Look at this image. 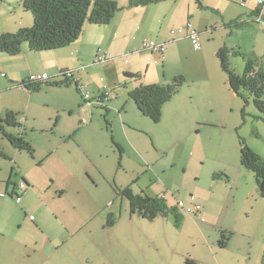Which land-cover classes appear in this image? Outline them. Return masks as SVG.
<instances>
[{"label": "rangeland", "instance_id": "1", "mask_svg": "<svg viewBox=\"0 0 264 264\" xmlns=\"http://www.w3.org/2000/svg\"><path fill=\"white\" fill-rule=\"evenodd\" d=\"M178 1L146 8L147 16H154L147 39L167 43L170 53L148 81L156 77L159 85H168L176 77L184 79L159 123L141 116L129 98L144 80H127L124 61L115 68L105 67L111 59L83 64L88 76L82 84L94 103L89 107L73 84H42L39 91L24 93L4 78L19 82L45 72L48 82L64 80L60 70L66 68L46 69L53 52H30L24 44L17 57L0 54V116L7 110L17 113L22 127L5 130L21 134L33 148L31 158L0 134L5 155L0 157V251L19 255L18 264H38L27 241H43L49 227H57L56 236L65 230L74 234L51 264H63L68 250L83 259L67 255L70 264H89L85 257L92 264H264V201L254 175L240 165L239 146L241 138L264 161V117L250 98L242 116L243 102L216 57L227 49L229 69L239 77L249 60L264 69V22L247 14L256 0H245V7L240 0H199L201 8L196 0ZM21 2H0V35L32 26ZM114 2L128 5L127 0ZM187 22L199 32V51L184 37ZM104 87L110 96L104 106L95 104ZM23 178L31 184L26 192L33 190L26 199L25 189H18ZM15 187L20 204L3 195ZM125 188L134 196L144 192L164 198L183 217L179 227L173 215L147 221L131 213L129 201L121 197ZM196 200L205 211L199 219L177 206ZM222 232L229 235L225 248L218 244Z\"/></svg>", "mask_w": 264, "mask_h": 264}, {"label": "trees", "instance_id": "2", "mask_svg": "<svg viewBox=\"0 0 264 264\" xmlns=\"http://www.w3.org/2000/svg\"><path fill=\"white\" fill-rule=\"evenodd\" d=\"M161 1L164 0H128L127 6L134 9L155 5ZM21 4L23 10L32 15L33 24L30 28H22L15 33L0 35V54L9 57L20 55L24 44H27L30 52H47L68 47L79 39L86 24L108 25L115 15L122 10L116 2L109 0H95L93 2L89 0H22ZM196 4L200 8L202 7L199 0H196ZM262 21L264 22V13ZM234 24L240 25L241 23ZM228 55L229 51L225 48L216 53L220 67L227 75L230 89L243 102L242 116L245 114L244 109L248 106V99L250 98L254 108L264 117V69L255 68L249 60L246 62L244 74L239 77L229 69ZM124 76L133 80L139 78V75L129 73H124ZM183 82L182 77H176L168 85H139L131 90L128 96L134 102L141 116L154 123H159L162 107L177 94ZM11 84L13 85V83ZM42 84L56 87H69L73 84L80 93L77 83H74L71 78L58 82L46 81L35 84L30 83L28 78V81L18 82L15 87H24L28 92H37ZM17 117V113L11 110H7L4 117L0 116V134L15 150L18 152L25 151L33 158V148L25 142L22 135L11 134L5 130V128L20 129L22 127ZM239 146L240 165L254 175L259 196L264 201V161L254 154L241 138H239ZM0 157L5 158L1 150ZM23 183L26 184L24 180ZM120 192L129 201L131 213L137 214L147 221L173 215L174 225L179 227L182 216L177 212V209L166 206L165 201L150 198L144 192L134 196L128 188ZM113 224L114 221L109 216L107 225L112 226ZM228 236L225 232L221 233V240L218 242L220 248L226 247ZM184 264L194 263L187 260Z\"/></svg>", "mask_w": 264, "mask_h": 264}, {"label": "crops", "instance_id": "3", "mask_svg": "<svg viewBox=\"0 0 264 264\" xmlns=\"http://www.w3.org/2000/svg\"><path fill=\"white\" fill-rule=\"evenodd\" d=\"M3 1L12 2L14 0H0V2H3ZM89 1L93 2L95 0H89ZM114 1H118L121 3L123 0H114ZM165 1H168V0L161 1L158 4L165 2ZM169 1H173L175 2V4H179L178 0H169ZM176 1H178V3ZM240 1H243L244 3L245 0H240ZM258 1L259 0H256L253 3V5L249 8V12L247 14L249 17H256L255 19L256 22H261L262 16L264 13V2H262V5H259ZM122 5H125V4H122ZM148 7L150 6L130 9L127 6H123L122 8L123 10L120 13L116 14L114 19L108 25L98 26V25L86 24L81 36L76 42L62 49L47 51V52H53L55 54V57L52 58L48 62V65L50 66L46 69H49V70L57 69V68H53V65H57L58 68H61V67L66 68L67 70L71 69L70 71H73V79L78 81V84L83 85L82 83L85 80V76H88L86 73H84L85 75H83V72L86 71V68H88L87 66L86 67L84 66L85 65H88L89 67L95 66L97 64L95 63L96 56L100 52V53H104L105 56H108L111 59L110 61H108V64L106 65L103 64L105 65V67L115 68V65L117 63L120 64L121 62L124 61L126 66L124 67L123 70H121L123 71V73L139 75L138 79H134V80L131 79L130 81H137V80L142 79V83L144 80V84H149V83L159 84L158 81H156L157 79L156 77H155V80H153L152 82H149L148 81L149 77L152 75V73H153V76L154 75L157 76L156 70H157L158 64L160 63L161 65L166 64L167 62L166 60L169 58L170 53L166 49L167 43L159 42V41H155V42L165 45V50L162 54L157 53L155 51H152V52H155V53H152L150 52L151 50L143 49L142 45L144 42L153 41L151 39H147L148 37H150V35L146 33V28L149 25V22H151L154 19L153 15L147 16L149 11L146 8ZM243 7H245V3ZM176 8L179 9V7H176ZM207 8L210 9L209 6ZM259 16L261 17V19H259ZM180 30H181L180 28L177 29V32L179 33ZM141 33H142V38H141ZM170 35H171L170 36L171 40L173 39L172 41L174 42L173 36L175 34L170 33ZM138 36L140 38L137 39ZM184 37L187 39L186 35ZM140 40L141 42H139ZM136 43H137V46H136ZM66 50H70V51L68 52ZM69 53L72 56L71 59L68 58ZM153 54H155V58H153ZM159 55H160V58H159ZM158 60H159V63H158ZM61 71H64V70H60V72ZM42 74H47V73L43 72ZM28 77L21 79L19 82L23 80L28 81ZM4 78L9 79L8 82L10 84L13 83L14 86L18 83V81L15 78H9V76H4ZM144 84H139V85H144ZM135 85L133 89L139 86V85L137 86ZM11 87H12V84H11ZM14 88L24 93H30L24 87H14ZM84 89L86 90L85 86H84ZM164 106L162 107V114H164L163 113V109L165 110ZM81 129L82 128H80L79 130ZM118 145L122 147V149H124V146H121L120 144ZM118 145L116 147L121 152V149ZM23 180L26 182L25 193H24L26 195L25 196V199H26L29 195L32 194L33 190L30 189L26 192L27 190L26 188L31 187V184L28 180L24 178ZM115 188L117 189L116 186ZM18 191L16 187L13 188L11 192H9V188H6L5 193H3V195L5 198L8 197V195H10V197H13V196L16 197L19 195ZM146 195L149 196L148 194ZM121 197L122 199L127 201V199L124 196H121ZM21 201L22 200H20L19 202L21 203ZM195 204L200 205L201 210L193 218L195 219L202 218L203 215L205 214V211L203 210V206L200 204L199 201L195 202ZM55 218L56 219H54V221H56L57 224H59V221H57L59 219L57 217ZM39 221L37 223H39ZM56 222H54L53 224H55ZM46 227H49V226L46 224ZM56 231H57V227H49L46 230V232L49 235L43 241L41 242L27 241L28 246L33 250V254L36 256V263L51 264L55 256L54 253L57 254L58 249L63 248V246L67 244L74 235L72 232H68L65 230V233H63L62 231L60 232L58 236H56ZM79 233L80 232H78V234ZM10 253H11L10 250L0 251V264H18L19 261L17 262V259L19 260V255L9 256ZM67 255L71 257V260H73L74 258L75 260H79V261L83 260L80 255H77L71 252L70 250H68L65 255L61 256L63 258V264H70V261H67L68 260ZM85 260L87 261V263L90 262L89 264H92L91 260L88 257H85Z\"/></svg>", "mask_w": 264, "mask_h": 264}, {"label": "built area", "instance_id": "4", "mask_svg": "<svg viewBox=\"0 0 264 264\" xmlns=\"http://www.w3.org/2000/svg\"><path fill=\"white\" fill-rule=\"evenodd\" d=\"M259 5H262L261 1H258ZM240 6L243 7L244 3L243 1L240 2ZM259 19H261V17L259 16ZM185 30L187 32L186 37L189 39L193 50L195 51H199L201 48L200 42H199V32L194 29L192 27V25L187 22ZM174 31L171 32V34H173ZM143 49H148V50H152L155 51L157 53L162 54L165 50V45L164 44H156L154 41H146L143 43ZM108 59H110L108 56H105L104 53H98L95 59V63L99 64V63H103L105 61H107ZM60 76L64 79L67 78H71L73 80L74 83L78 84V81H76L75 79H73V71L70 70H64L60 73ZM50 77L47 74H40V75H31L29 82L32 84L35 83H43L46 81H49ZM78 89L82 95L83 101L84 103L91 107L94 103H92V98L89 95V93H87L84 89L83 85L78 84ZM110 96V93L106 91L105 87H104V91L102 92V94L100 95V97L97 99V101L95 102V104H105V99L108 98ZM83 124H86V122L84 121ZM26 185L24 183H20L18 189H25ZM16 202L19 203L20 198L18 196L15 197ZM161 200L164 201V198H161ZM178 208H180L185 214L189 215V216H196L200 210H201V206L198 204H192V205H185L183 202L179 201L177 203Z\"/></svg>", "mask_w": 264, "mask_h": 264}, {"label": "bare ground", "instance_id": "5", "mask_svg": "<svg viewBox=\"0 0 264 264\" xmlns=\"http://www.w3.org/2000/svg\"><path fill=\"white\" fill-rule=\"evenodd\" d=\"M144 50H148V49H144ZM152 51V50H151ZM31 77V76H30ZM30 77H29V80H30Z\"/></svg>", "mask_w": 264, "mask_h": 264}]
</instances>
